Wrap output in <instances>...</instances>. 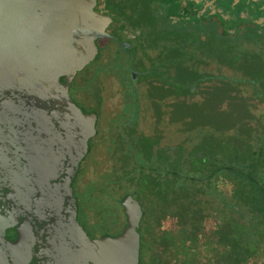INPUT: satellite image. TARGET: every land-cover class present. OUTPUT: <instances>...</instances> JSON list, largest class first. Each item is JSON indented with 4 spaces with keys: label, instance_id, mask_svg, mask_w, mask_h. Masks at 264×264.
<instances>
[{
    "label": "trees",
    "instance_id": "trees-1",
    "mask_svg": "<svg viewBox=\"0 0 264 264\" xmlns=\"http://www.w3.org/2000/svg\"><path fill=\"white\" fill-rule=\"evenodd\" d=\"M196 31L181 37L177 57L174 30L157 31L163 55L142 67L135 83L125 62L100 56L73 77L71 99L96 115L72 183L78 232L118 235L125 224L120 200L133 194L142 213L138 264H264V41L254 31ZM102 73L116 75L125 89L108 129L101 108L77 98L98 101ZM143 99L154 114L149 133L139 129ZM99 143L106 164L80 187Z\"/></svg>",
    "mask_w": 264,
    "mask_h": 264
},
{
    "label": "water",
    "instance_id": "water-1",
    "mask_svg": "<svg viewBox=\"0 0 264 264\" xmlns=\"http://www.w3.org/2000/svg\"><path fill=\"white\" fill-rule=\"evenodd\" d=\"M95 0H0V264H138L140 206L120 200L116 236L83 237L72 190L96 115L73 77L108 38ZM132 79L136 72H132Z\"/></svg>",
    "mask_w": 264,
    "mask_h": 264
},
{
    "label": "flooded vegetation",
    "instance_id": "flooded-vegetation-1",
    "mask_svg": "<svg viewBox=\"0 0 264 264\" xmlns=\"http://www.w3.org/2000/svg\"><path fill=\"white\" fill-rule=\"evenodd\" d=\"M94 11L108 18L105 32L109 35L94 40L98 50L95 58L103 59L110 53L106 56L110 62H125L134 83L142 67H151L150 61L163 55L164 37L157 42L160 46L154 45L157 31L164 35L166 29L174 30L176 57L180 54L181 37L194 36L197 29L208 34L212 27L231 37L254 31L264 41V0H95ZM77 98L85 106L84 100Z\"/></svg>",
    "mask_w": 264,
    "mask_h": 264
},
{
    "label": "rangeland",
    "instance_id": "rangeland-1",
    "mask_svg": "<svg viewBox=\"0 0 264 264\" xmlns=\"http://www.w3.org/2000/svg\"><path fill=\"white\" fill-rule=\"evenodd\" d=\"M108 55V54H107ZM107 55L103 56V62L108 60ZM111 54L109 53L108 57ZM109 65V64H107ZM101 70L107 71V66L98 65ZM207 68V67H206ZM208 69V68H207ZM106 73V72H104ZM88 75H91V72L88 73ZM96 85L99 86L100 90V99L97 101L94 99V102L88 101L90 104H87L84 101V104L88 108H101V112L103 113V121H104V129H108L111 122L117 119V116L120 115L122 111V103H123V96L125 89L121 86L119 83L118 77L113 74H100L99 78L96 81ZM95 85V86H96ZM208 85V84H207ZM206 85V87H207ZM205 86H203L202 89H204ZM200 91V90H199ZM199 96L195 97V100H199ZM142 106L145 107L146 112L144 114V118L142 120L141 125L139 126V129L149 133L152 129V122L153 119V112L151 109V103L148 99L142 100ZM206 104H208V99L205 101ZM115 116V117H114ZM106 120H105V119ZM96 152L91 156L89 159V164L86 165V167L83 169L84 175L82 177V180H79L80 187H84L85 183L93 177L94 173H97L98 177L101 175L100 169H102L105 166V157L103 156L104 150H102V144L99 143L96 147ZM103 226H110L112 229L118 228L117 224L114 223H104Z\"/></svg>",
    "mask_w": 264,
    "mask_h": 264
}]
</instances>
